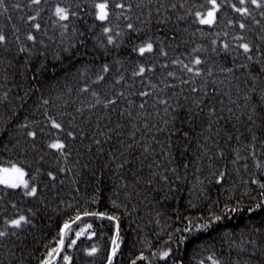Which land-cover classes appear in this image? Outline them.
I'll list each match as a JSON object with an SVG mask.
<instances>
[{
    "label": "trees",
    "instance_id": "1",
    "mask_svg": "<svg viewBox=\"0 0 264 264\" xmlns=\"http://www.w3.org/2000/svg\"><path fill=\"white\" fill-rule=\"evenodd\" d=\"M101 2L0 4V168L29 186L0 184V231L28 220L0 237V264H108L113 240L112 264H264V7L217 0L206 25V0H108L99 21Z\"/></svg>",
    "mask_w": 264,
    "mask_h": 264
},
{
    "label": "snow or ice",
    "instance_id": "2",
    "mask_svg": "<svg viewBox=\"0 0 264 264\" xmlns=\"http://www.w3.org/2000/svg\"><path fill=\"white\" fill-rule=\"evenodd\" d=\"M32 2L34 4H39L40 3V0H32ZM206 2L208 4L211 5L210 9L207 11L206 15H202L200 12H197L196 13V17L198 18L199 20V23L200 24H206V25H211L214 23L215 21V18H216V12L218 10V8L220 7V5L217 3V0H206ZM3 3V0H0V4ZM239 3L241 5H243L245 3V0H239ZM251 3L252 4H255L257 8H261V7H264V5H262L261 3V0H251ZM108 7H109V4H108V0H105V2H101V3H96L95 4V8H96V19L99 20V21H106L109 17V12H108ZM117 8H121L123 9L124 8V5L123 4H117L116 5ZM237 12H240L242 15H249V10L247 8H244V7H241V8H236L235 9ZM264 14V13H262ZM55 15L59 18V20L63 21V20H67L68 17H69V11L68 9L66 8H63V7H57L55 9ZM72 16H75L76 13H71ZM29 19H35V17H30ZM35 27L37 29H39L40 25L39 24H36ZM129 28H132V25L129 24L128 25ZM241 28H244V25L241 24L240 25ZM104 33L105 34H108L110 32V29L109 28H104L103 29ZM29 40H32L34 39L33 36L29 35L28 37ZM5 40V36L0 34V43L4 42ZM113 42V37L111 35L108 36V43L111 44ZM152 47L153 45L151 43H148L146 44V46L144 47H141L139 49L140 53L143 54L145 51H152ZM227 47V46H225ZM240 47L243 48L244 52L245 53H248L249 52V45L248 44H242L240 45ZM23 50V49H22ZM194 64L196 65H199L201 63V61L199 59H196L193 61ZM185 67L187 68V71L191 72L192 71V68H189L185 65ZM104 71H108V67L105 66L104 67ZM145 71V69L143 67H141L139 69V73H134L136 75L140 74V73H143ZM169 75H172V73H169ZM197 75H199V72L197 71ZM102 79V77H101ZM141 95H146V93H141ZM45 104L48 103V101H44ZM111 103V102H109ZM107 106V105H106ZM143 107V106H141ZM49 123L51 124V128L52 129H55V130H62V124L57 122L55 119L49 117ZM29 136H35L36 133L35 132H29L28 133ZM68 136H72L73 133L71 132H68L67 133ZM97 143H99L97 141ZM48 148L50 149H54L58 152L61 153V155H65L64 153V149L66 148V144L61 140L59 139L58 137L53 140L51 143L48 144ZM61 171H63V169H61ZM0 184H3L7 187H10V188H17L21 185H23L24 188H28V183L27 181L23 180V176L25 175L23 169L13 165L11 168H3V169H0ZM49 176H52V173H49ZM261 188H264V184H261L260 185ZM37 192V189L35 187H31L30 191H26L25 192V195L27 196H34ZM257 208L261 207V205H257L256 206ZM227 211V209H226ZM232 212H236L238 211L237 208H232L231 209ZM249 212H252L254 211V209L252 208H249L248 209ZM83 215L85 216H88V215H92V216H96V215H99V216H103L104 214L103 213H90V212H87L85 211L83 213ZM109 219H114V217H108ZM81 219V216L80 214L78 213L75 217V220H80ZM221 219L220 216H215L213 218V221L211 222H215V221H219ZM22 222L23 223H28V220L25 216L21 215L19 216V218H16V219H10V220H5L4 221V225H5V228L3 231H0V237H4L6 235L9 234L8 232V229L9 227L10 228H20L22 226ZM88 227H91L90 225ZM207 227H209V223H205L203 225H198L197 228H203V229H206ZM70 228V224L68 222H66L63 226V228H61V240H60V243L63 244V233L66 229ZM191 229L190 228H186L184 231H190ZM12 235H15L16 233L15 232H12L11 233ZM77 235H80V233H77ZM183 240V237L181 238ZM72 243L74 244L75 241H72ZM253 243H255V241H253ZM113 244L115 245L112 249V253L109 254L108 256V264H112V259H113V256L116 252V247H118V245H116V241L113 240ZM71 246V245H69ZM53 251H59V249H54ZM96 252V248H92L91 251L89 252V255H92ZM168 255L167 252H164L162 254V258L163 257H166ZM65 260H68L69 258L68 257H64ZM209 259H212L211 257ZM44 264H47V261L44 262ZM133 264H135V261H133ZM212 264H220V262H218L217 260L215 259H212Z\"/></svg>",
    "mask_w": 264,
    "mask_h": 264
},
{
    "label": "bare ground",
    "instance_id": "3",
    "mask_svg": "<svg viewBox=\"0 0 264 264\" xmlns=\"http://www.w3.org/2000/svg\"><path fill=\"white\" fill-rule=\"evenodd\" d=\"M59 156H51L49 160L46 162V165L42 166L41 169L43 170L44 175L53 173L55 171V167L57 165ZM0 200L2 201L3 198L0 196ZM21 215H17L15 212L12 213V218L16 219L19 218ZM24 216V215H23Z\"/></svg>",
    "mask_w": 264,
    "mask_h": 264
},
{
    "label": "rangeland",
    "instance_id": "4",
    "mask_svg": "<svg viewBox=\"0 0 264 264\" xmlns=\"http://www.w3.org/2000/svg\"><path fill=\"white\" fill-rule=\"evenodd\" d=\"M209 9H210V8H209ZM209 9H208V10H209ZM208 10H207V11H208ZM207 11H206L205 13H203L202 15H206ZM12 166H13V165H12ZM12 166L1 167L0 169H3V168H11ZM15 166H17V167L23 169V168H22L21 166H19V165H15ZM23 171H24V169H23ZM24 173H25V172H24ZM0 175H2V174H0ZM23 180L27 181L25 175L23 176ZM2 185H3V184H2ZM19 187H23V185H21V186H19ZM30 189H31V188H29V191H30Z\"/></svg>",
    "mask_w": 264,
    "mask_h": 264
},
{
    "label": "water",
    "instance_id": "5",
    "mask_svg": "<svg viewBox=\"0 0 264 264\" xmlns=\"http://www.w3.org/2000/svg\"><path fill=\"white\" fill-rule=\"evenodd\" d=\"M60 249H61V245H60V247H59V251H60ZM57 256H58V253H57V255L54 257V259H56ZM54 259H53V260H54Z\"/></svg>",
    "mask_w": 264,
    "mask_h": 264
}]
</instances>
